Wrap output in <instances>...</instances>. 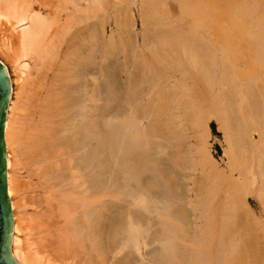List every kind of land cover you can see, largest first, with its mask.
<instances>
[{"label": "bare ground", "instance_id": "obj_1", "mask_svg": "<svg viewBox=\"0 0 264 264\" xmlns=\"http://www.w3.org/2000/svg\"><path fill=\"white\" fill-rule=\"evenodd\" d=\"M135 8L143 28L141 46L151 56H143L144 64L136 60L143 54L137 51L134 61H141L148 75L139 67L142 75L136 76L142 78L128 74L125 89V84L119 88L117 72L121 65L129 72L132 51L127 50H135L140 38L131 35L138 22ZM123 53L128 59L120 63ZM0 61L11 84L3 137L11 253L17 264H264V223L254 220L246 204L252 196L264 211V0H0ZM165 70L178 71L182 79L166 88L173 76L164 75ZM131 92L150 101L138 105L132 116L133 141L147 155L141 154L144 169L131 168L129 180L139 182L140 189H117L114 167L112 185L103 189L101 176L110 167L105 169L101 124L110 117L115 160V111L125 106L131 112L133 100H141L129 98ZM204 103L223 134L231 167L230 174L216 165L208 171L214 182L202 191L200 202L191 193L205 183L187 187L183 179L198 178L184 172L196 170L208 149L201 161L190 154L192 168L183 158L190 146L170 150L171 155L164 151L184 143V133L193 126L212 136L200 113L186 126L181 121ZM145 120L149 124L141 130ZM156 148V157L147 154ZM202 167L199 171L207 165ZM20 168L41 179L36 183L44 194L41 201L24 199L30 184L19 178ZM142 171L154 175V182L153 176L142 179ZM161 179H166L167 194ZM149 181L159 188L158 195L145 188ZM223 189L225 199L216 203ZM161 197L165 208L157 205ZM27 204L41 212L23 217ZM205 217L210 226L202 238H208L197 245L196 221Z\"/></svg>", "mask_w": 264, "mask_h": 264}, {"label": "rangeland", "instance_id": "obj_2", "mask_svg": "<svg viewBox=\"0 0 264 264\" xmlns=\"http://www.w3.org/2000/svg\"><path fill=\"white\" fill-rule=\"evenodd\" d=\"M134 11H135V16H136V18H137V20H138V22H137V25H136V27H135V29H133L131 32V35L133 34V36L134 37H138V35L140 36L141 34H142V32L141 31H143V28H142V26H141V21H139L140 19H139V16H138V9L137 8H135L134 9ZM108 34H110V31L108 32ZM107 34V35H108ZM109 36V35H108ZM141 37L142 36H140V38H138V42H137V45L136 44H134V46L136 45V48H133V49H135V50H132V48H129L127 51L128 52H130V51H132L130 54L132 55V65L129 63L130 61H126V64H127V66H128V63H129V65H130V67L132 66V71L130 70V67L128 68L129 69V72L128 71H126L125 70V68L124 67H122V65L120 66V68L122 69H120L119 67H118V72H117V76H119L118 78H119V81H118V85H119V88H121L124 84L126 85V83H128V82H126L127 80H129V79H127L126 81H125V79L124 78H126L127 76H128V74H129V76H131L132 74V77L133 76H140V75H142V73H140L142 70L144 71L143 72V74H146V75H148V72H147V70L145 71L143 68H142V64H141V61L143 60L144 62H142V63H144L145 64V61H146V57L144 58L143 56L145 55V54H147V55H149V56H151V53L149 52V51H147L148 49L147 48H145L144 46H141V45H143L142 44V42L140 41L141 40ZM140 42V43H139ZM140 49V50H139ZM147 49V50H146ZM139 50V52L141 51V53H138V54H142V55H140V56H142V58L139 56V57H137L136 55H138V54H136L137 53V51ZM136 51V52H135ZM150 53V54H149ZM125 54V55H124ZM129 54V55H130ZM136 54V55H135ZM128 55V56H129ZM135 55V56H134ZM125 57H127V54L126 53H123V54H121V56L119 57L120 58V63H123V62H125L124 60H127L128 59V57L125 59ZM134 57H137L136 58V60L138 59V58H140L139 60H141V61H139L138 60V63L140 64V65H137L138 63H137V61H134ZM130 58V57H129ZM144 58V59H143ZM130 60V59H129ZM134 62H135V64H134ZM136 67H135V66ZM139 67H141L142 68V70H140L139 71ZM145 67V66H144ZM135 68V69H134ZM140 68V69H141ZM127 69V70H128ZM137 69V70H136ZM131 71V72H130ZM133 71L134 72H136V73H133ZM137 71L139 72V73H137ZM175 70H165V73H164V75H169V77H171V76H173V78H172V80H170L169 81V83L166 85V88H169V86L168 85H173L174 83H176V81L177 80H180V79H182V74H180L178 71H175ZM147 72V73H146ZM178 72V73H177ZM130 73H132V74H130ZM121 74V75H120ZM126 74V75H125ZM180 74V75H179ZM125 76V77H124ZM136 76V77H137ZM145 75H143V77H144ZM177 76V77H176ZM184 77V76H183ZM127 78H129V77H127ZM135 77H133V79H134ZM140 78H142V77H137V79H140ZM136 79V80H137ZM130 80H131V78H130ZM130 80H129V82H130ZM123 81V82H122ZM125 81V82H124ZM119 83H121V84H119ZM123 83V84H122ZM172 83V84H171ZM106 85V84H105ZM128 85V84H127ZM125 86V89L128 87V86ZM104 88L106 89V87L104 86ZM123 88V87H122ZM104 89V91H106ZM160 90V89H159ZM131 95L133 96V94H132V92H131ZM105 96V95H104ZM106 97V96H105ZM137 98L138 99V97H136V96H133V97H129V98ZM126 98V97H125ZM139 99H141V100H139ZM138 100H139V102H137L136 101V99L135 100H133V101H135L136 102V104H135V108L130 112L129 110L131 109V108H129V107H126L125 108V106L123 107V108H125V109H123V110H125V111H127V112H123V110L121 109V107H118L117 108V110L115 111V113H117V114H115V116H117L118 118L116 119V120H121V121H124V122H126V123H124V122H119V121H115V131H113L114 132V135H115V142H114V145H116L115 146V150H116V154H117V152H118V154H117V156H116V154H115V160H114V158H112V156H111V150H110V142H111V136H112V132H111V129L109 128V126H108V123L110 122H108V118H110V117H108L107 119H105V120H103L102 121V124H101V130H103L101 133H102V135H103V139L105 140V141H102V143H101V145H102V152H103V156H104V164L105 163H107V164H103L104 166H105V169H107L106 167H110L109 169H107V171L105 170H103L104 169V166H100L99 168H100V170H102L101 172H103L104 171V174L106 175L107 173V175L105 176V175H103V176H101V182H102V184H103V189H108L109 187H111V179H112V175L111 176H109V173H111V171H112V168L114 167V169H115V172H116V170H118L117 171V173H116V175H115V185L117 184V183H119L118 185H119V187H118V185H116V188L118 189L119 188V190H120V188H121V192H123L122 190H124V191H128V189L130 190V188H131V190H133L134 188H139L138 186L140 185V184H138L139 182H136V180H129V179H131V176H132V172H131V168L134 166H138L137 168L139 169V172L142 170V169H144L143 167L145 166L144 164H142V163H144V159H142L143 157H142V155L144 154V157H147V155H145V153L146 152H144V151H142L141 149H140V146L139 145H137V141H133V140H135V137H134V135H133V133H134V129H135V127H134V124H133V118H132V116H133V114H134V116L133 117H135V115L137 116V114H135L134 112H136V108H139V106L140 107H142L141 105H145V101L147 100H149V97H148V95H145V96H143V98L141 97V98H139ZM146 101V102H147ZM148 102H150V101H148ZM148 102L146 103V104H148ZM139 105V106H138ZM208 104L207 103H204V104H202V106H201V108H198V110H193V111H191L190 112V115L191 116H189V113H188V115L187 116H185V117H187V118H183L181 121H182V123H183V121H184V123H183V126H186L188 123H189V121H187V120H196L197 121V119L201 116V114L203 115V116H205L206 117V120H205V122L206 123H208L210 126H211V129H212V136L210 137V136H208V134H206V131H205V129L203 130V129H196V128H194V126L193 127H190V125L189 126H187L186 128L188 129V127H190V129H191V131H189V130H187V131H189V132H185L184 133V135H185V137H187L188 139L184 142V143H182L180 146H168L166 149H165V151H164V153H167L168 152V150H169V152H171V153H168L167 155H171V154H174V153H172V151H170V150H174V149H176L177 150V148H180L181 150H183V149H186L187 147H189L190 146V150H193V152L191 153V151L187 148L186 150L188 151V152H190V153H188V152H186L187 154L186 155H184L183 156V158H186V159H184V160H186L185 162L186 163H188V165H192V160L190 159V158H192V157H194L193 156V153H195L194 155H195V159H196V161H198V160H200L201 161V159H202V156L207 152V150L206 149H208V152L210 153V154H212V156L214 157V158H216V160H215V162H211L212 160H210L209 158H208V152L203 156V158H205V159H203V161L202 162H199L200 163V165H196L195 167V169L196 170H192V171H185L184 172V174L185 175H189V177H190V179H191V177H194V180H195V178L197 177L198 179H196V180H198V181H192L193 180V178L191 179V181L190 180H188V179H183V181H184V183H185V185L187 186V187H190V188H199L198 186L202 183H205V184H203V186H201L198 190H200L199 192H197V193H194V192H192L191 193V197H192V200L193 201H196L197 199H195V198H198V197H200L201 196V198L203 197L202 195H204L203 194V192L204 191H206L205 189H208L209 187H207V186H209V184H211L212 185V183L214 182L213 181V177H212V173H210L209 174V172L208 171H210V170H212L213 168H215V165H216V167L217 168H220V169H222L221 171L223 172V173H226V174H230V168L229 167H231V165L229 164L230 162H229V160L227 159V158H225L224 157V150H225V148L227 147V145H226V143L225 142H223V140H224V138H223V134L221 133V131L219 130V127H218V123H216L217 121H215L216 119H213L212 117H209V116H211V114L209 115V113H210V111L208 110V108H209V105L207 106ZM206 109H205V108ZM204 108V109H203ZM107 109V108H106ZM119 109H120V111L122 112H120L119 111ZM128 109V110H127ZM201 109V110H200ZM205 110V111H204ZM208 110V111H207ZM120 112V113H119ZM124 113H127V114H129V115H127V116H124ZM200 113V115L198 116V114ZM121 114V115H120ZM119 115V116H118ZM195 115V117L194 118H191V117H193ZM196 116H198V118L196 117ZM119 117H121V118H119ZM209 117V118H208ZM129 118H132V119H129ZM190 118V119H189ZM208 119V120H207ZM210 119V120H209ZM128 120V121H127ZM131 120V121H130ZM187 122H186V121ZM149 121L148 120H145L142 124H141V130H143V129H145L147 126L146 125H148L149 123H148ZM119 123H121V125H122V127H121V125L119 124ZM122 123H124V124H122ZM130 123H132V124H130ZM126 124H127V127H126ZM129 124V125H128ZM185 124V125H184ZM125 125V127H123ZM133 125V126H132ZM192 126V125H191ZM140 127V126H139ZM196 127V126H195ZM104 128V129H103ZM118 128H120V129H118ZM123 128V129H122ZM127 128H129V129H127ZM108 129H109V131H108ZM127 129V130H126ZM193 129H195V130H193ZM121 130V131H120ZM130 130H132V131H130ZM193 130V131H192ZM108 131V132H107ZM117 131H118V133H117ZM205 131V132H204ZM128 132V133H127ZM133 132V133H132ZM201 132H204V133H201ZM200 133V134H199ZM125 134V135H124ZM131 134L132 136H133V138L132 139H130L132 136L129 135ZM196 134V135H195ZM205 135V136H203V135ZM124 135V136H123ZM191 135H193V136H200L201 135V137L199 138H195V140H193V136H190ZM253 135H255V139L257 140L258 139V136H257V134H253ZM122 136V137H121ZM89 137H91V136H89V134L87 135V142H91L92 141V138L90 139ZM125 137H127V138H125ZM128 137H130L129 138V140H128ZM191 139H190V138ZM202 137H206L208 140L206 141L205 139L206 138H202ZM89 138V139H88ZM106 138V139H105ZM120 138V139H119ZM122 139V140H121ZM126 139V140H125ZM210 139V140H209ZM137 140V139H136ZM124 141V142H123ZM212 141H214V142H212ZM105 142V143H104ZM157 141H155V143H156ZM198 142H200V144H201V142H202V144L199 146L198 145ZM206 142H207V145H206ZM133 143V144H132ZM134 143L137 145V147H136V145H134ZM205 143V144H204ZM209 143V144H208ZM225 143V144H224ZM121 144V145H120ZM130 144V145H129ZM189 144V145H188ZM193 145L192 147L194 148V147H198V148H195V149H191V145ZM224 144V145H223ZM104 145H105V147H104ZM126 145V146H125ZM135 147H134V146ZM187 146L186 148H184L185 146ZM195 145H197V146H195ZM203 145V146H202ZM109 146V147H108ZM132 146V147H131ZM139 146V147H138ZM183 146V147H182ZM202 146V147H201ZM211 146V147H210ZM157 147V146H156ZM206 147V149H204ZM117 148V149H116ZM129 148V149H128ZM199 148H202V149H204V150H197V149H199ZM224 148V149H223ZM104 149V150H103ZM126 149V150H125ZM134 149V150H133ZM137 149V150H136ZM211 149V150H210ZM121 150H122V152H121ZM136 150V152H135V155H133L132 154V151H135ZM141 150V151H140ZM175 150V151H176ZM194 150L196 151V152H194ZM130 151V152H129ZM175 151H173V152H175ZM178 151V150H177ZM176 151V152H177ZM185 151V150H184ZM203 152V154H201V153H198V152ZM206 151V152H205ZM104 152H105V154H104ZM139 152H140V154H139ZM212 152V153H211ZM127 153H129V154H127ZM151 153V154H150ZM157 153H158V149L156 148L154 151H151V152H148L147 154H149V156L150 155H157ZM185 153V152H184ZM123 154V155H122ZM142 154V155H141ZM190 154H191V156H190ZM119 155H120V157H119ZM123 157H122V156ZM131 155V156H130ZM139 155V156H138ZM156 155H155V157H156ZM166 155V156H167ZM200 155V156H199ZM138 156V157H137ZM187 156V157H186ZM106 157V158H105ZM120 159H119V158ZM136 157V158H135ZM142 157V158H141ZM154 157V156H153ZM132 158V159H131ZM138 158V159H137ZM208 158V159H207ZM133 159H135V160H133ZM140 159H142V160H140ZM187 159H189V161H191V163L189 164V161L187 160ZM207 159V160H206ZM117 160V161H116ZM123 160H126L125 162L123 161ZM210 160V161H209ZM118 161H120V162H118ZM125 163V165L124 164H122L123 162ZM130 162V163H126V162ZM214 161V160H213ZM218 163H217V162ZM133 164H132V163ZM140 162H142V163H140ZM220 162V163H219ZM223 162V163H222ZM111 164V165H109V164ZM112 163H114V164H112ZM117 163H118V165H117ZM139 163V164H138ZM201 163H204V165L203 164H201ZM206 163V164H205ZM208 163H210V164H208ZM215 163H217V164H215ZM128 164V165H127ZM138 164V165H137ZM211 164H213V166H211L210 168H209V166L211 165ZM226 164V165H225ZM114 165V166H113ZM129 165H130V168H129ZM132 165V166H131ZM144 165V166H143ZM190 165V167L192 168V167H194V165H192L191 166ZM202 165L204 166V167H202ZM206 165H207V167H206ZM209 165V166H208ZM223 167H222V166ZM230 165V166H229ZM112 166V167H111ZM121 166H122V168L123 167H125V168H127V170L126 169H124V172H123V169H121ZM140 166H142V168L140 167ZM227 166V167H226ZM118 167V168H117ZM119 167H120V169H119ZM201 167L202 168H205V169H203V170H200L199 171V169H201ZM141 168V169H140ZM209 168V169H208ZM227 168H228V170H227ZM109 170V171H108ZM119 170H121L120 172H122V173H120L119 172ZM130 170V171H129ZM226 172H225V171ZM21 171V172H20ZM144 171V170H143ZM143 171L141 172V174H142V179H144L145 180V178H148V179H150V178H152V176H153V182H154V179H156L155 177H154V175H152L151 173H146L145 174V172L143 173ZM193 171H195V172H193ZM105 172H107V173H105ZM131 172V173H130ZM191 172V173H190ZM208 172V173H207ZM127 173H129V174H127ZM118 174V175H117ZM151 174V175H150ZM209 174V175H208ZM144 175V176H143ZM203 175H204V179H203ZM205 175H207V177L205 176ZM30 176H32V174H30L29 173V171L27 170V169H24V168H20V170H19V178L23 181V179H24V181L25 182H27V184H30L29 186H28V188H26L25 190H24V194H23V197L24 196H26V198L24 197V199L25 200H27V202L28 203H32L34 200H39V201H41V199L44 197V194H43V191H42V189L39 187V188H37L36 186H38V184H36V183H38L39 182V184H40V178L39 177H37V176H32V177H30ZM107 176H109L110 177V184L108 183V185H106L107 184V181H109V177H107ZM148 176V177H147ZM201 176H202V178H201ZM102 177H104V179H102ZM120 177V178H119ZM145 177V178H144ZM188 177V178H189ZM125 178V179H124ZM203 179V180H201V179ZM209 178V179H208ZM121 179V180H120ZM148 179H146V180H148ZM163 179V178H162ZM161 179V180H162ZM199 179H200V181H199ZM207 179H208V181H207ZM124 180V181H123ZM160 180V181H161ZM24 181H23V183H24ZM34 183H32V182ZM103 181H104V183H103ZM106 181V182H105ZM127 181H129V182H127ZM156 181V180H155ZM163 181H166V179H164V180H162L161 182H163ZM188 181V182H187ZM205 181H207V182H205ZM30 182V183H29ZM121 182V183H120ZM123 182V183H122ZM124 182H126V183H124ZM153 182H151V184H150V181L149 182H147V184L149 183V185H147L145 188H147V189H151L152 188V192L155 194H157L158 195V193L157 192H159V188L158 189H156L157 188V186L156 187H153V185H152V183ZM161 182H159V184L161 183ZM106 183V184H105ZM132 183V184H131ZM134 183H135V185H134ZM163 183H164V185H165V187H164V185H163ZM160 186H162L163 185V189H162V191H167L166 190V182H163ZM26 184V183H25ZM121 185H123V186H121ZM127 185V186H126ZM131 185V186H130ZM196 185H198V186H196ZM106 186V187H105ZM109 186V187H108ZM121 186V187H120ZM125 186V187H124ZM150 186V187H149ZM122 187H124V188H122ZM128 187V189H126ZM207 187V188H206ZM189 188V189H190ZM195 188V189H196ZM140 189V188H139ZM153 189H155V190H153ZM204 189V190H203ZM157 190V191H156ZM119 191V192H120ZM156 191V192H155ZM165 191L163 192L164 194H167V193H165ZM203 191V192H202ZM224 191H225V189H223V191L220 193V196L217 198L218 199V201L216 202V203H221L224 199H225V195H224ZM34 194H36V196L34 195ZM41 194V195H40ZM164 194H163V196H164ZM202 194V195H201ZM38 195H39V197H40V199H39V197H38ZM160 195V194H159ZM161 196V195H160ZM166 196V195H165ZM164 196V197H165ZM161 197V201H162V203L161 202H159V204H157L158 205V207L159 208H162L164 205L166 206L167 205V202H165L166 201V199L165 198H167V197ZM37 198V199H36ZM199 199L198 198V201H202V199ZM33 199V201H30V200H32ZM164 199V200H163ZM247 203L246 204H248L249 205V210H250V212H251V214H253L252 215V217L254 216V220L256 219V220H258V222L259 223H261L262 222V224L264 223V211L262 210V208H261V205L260 204H258V201L257 200H255V198L253 199L252 198V196H249V197H247ZM36 201H35V203H36ZM164 201V202H163ZM38 202V201H37ZM251 202V203H250ZM121 204L123 203V205L125 204L124 202H120ZM119 205V206H123V205ZM163 204V205H162ZM159 205H161V206H159ZM26 206H28V207H26ZM25 207H22V209H21V212H24L23 213V217L25 216V217H28V215H31L30 216V218L31 217H33V215L35 214V213H37V211H39V212H41V210L39 209V210H34L35 208H33L34 206L32 205L31 206V204H27ZM165 206H164V208H165ZM167 207V206H166ZM251 208V209H250ZM45 211V210H44ZM254 212V213H253ZM27 215V216H26ZM199 215H201V214H199ZM120 217H121V214H120ZM28 219H29V217H28ZM203 219V218H202ZM202 219H200V220H198V221H196V223H197V225H196V228H195V230H194V234L196 235H193V237L195 238V239H198V238H200L199 239V242H197L196 244L197 245H199V243H201V244H203L204 243V240H206L207 238H208V236H206V237H204V238H202L203 236H205V235H207L208 234V232L206 231H203V230H205V229H208V227L210 226V223L208 224V219H207V217H205L204 218V220L202 221ZM255 220V221H256ZM260 220V221H259ZM206 222H207V225H205L206 224ZM203 223V224H202ZM205 226H207L205 229H204V227ZM263 226H264V224H263ZM203 231V232H202ZM201 232H202V234H201ZM205 232V233H204ZM25 235H26V233H25ZM198 235V236H197ZM152 246V245H151ZM150 246V248L152 249H154L155 247H157L156 245H154L153 247H151ZM150 248H148L147 250H149ZM152 249V250H153ZM146 250V252H148ZM150 251V250H149ZM150 254V252L149 253H147L146 254V256L147 255H149ZM149 257V256H148ZM148 257H146V262H151V259H150V257L148 258ZM139 258V257H138Z\"/></svg>", "mask_w": 264, "mask_h": 264}, {"label": "water", "instance_id": "obj_3", "mask_svg": "<svg viewBox=\"0 0 264 264\" xmlns=\"http://www.w3.org/2000/svg\"><path fill=\"white\" fill-rule=\"evenodd\" d=\"M11 93L7 69L0 61V264H17L11 253L12 209L7 193L4 123Z\"/></svg>", "mask_w": 264, "mask_h": 264}]
</instances>
